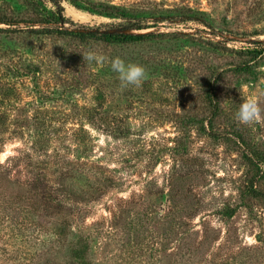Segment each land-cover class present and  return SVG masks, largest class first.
Returning <instances> with one entry per match:
<instances>
[{"label":"rangeland","instance_id":"1","mask_svg":"<svg viewBox=\"0 0 264 264\" xmlns=\"http://www.w3.org/2000/svg\"><path fill=\"white\" fill-rule=\"evenodd\" d=\"M88 1L195 7L212 26L166 21L158 25L166 34L155 39L91 40L87 47L61 32H29V44L0 32L1 59L41 66L23 88L51 99L44 116L52 144L44 146L52 155L37 166L49 173L57 162L72 168L59 179L64 197L81 211L65 241L57 233L62 215L54 212L27 227L0 226V264H80L71 257L79 237L90 245L87 264H264V195L248 193L254 167L246 156H264V0ZM63 5L78 24L107 29L119 21L68 0ZM27 10L24 0H0V14L26 17ZM87 51L106 59L86 62ZM115 57L145 68L139 86L121 85L111 68ZM209 82L216 111L206 97ZM249 96L258 99L262 119L242 124L236 113ZM80 124L94 137L84 164L76 158ZM24 144L6 143L0 161ZM27 159L16 172L21 176L33 171Z\"/></svg>","mask_w":264,"mask_h":264},{"label":"trees","instance_id":"2","mask_svg":"<svg viewBox=\"0 0 264 264\" xmlns=\"http://www.w3.org/2000/svg\"><path fill=\"white\" fill-rule=\"evenodd\" d=\"M63 1L24 0L28 8L26 13L28 16L0 14V23L6 25L0 26V32L10 33L15 36V40L26 44L33 42V38L28 37L29 32L39 34L48 31L61 32L69 35L71 40L77 39L82 44L77 42V45L87 47L91 40L105 44L125 45L155 39L166 34V31L158 30V25L166 21H199L212 26L204 10L190 6L163 7L143 2L125 5L104 1L68 0L77 7H83L93 13L119 19L107 29L99 26L91 27L78 24L68 17L65 14ZM67 23L75 25L76 28L69 29ZM150 28L152 29L143 31ZM249 51L255 55L262 52L261 49L255 48ZM40 67L32 60L22 62L14 57L0 58V151L9 141L17 139L25 141L24 147L18 150V153L10 155L5 161H0V221L2 222L0 226L2 228L7 225L27 227L39 218L46 217L43 213L54 212L62 215L57 226V233L65 241L74 226L75 218L80 216L81 211L73 203V198L68 199V195L64 197L66 191L62 189L63 179H59L72 168L66 165L67 169H64L59 166L61 162H57L56 167L49 173L45 169L39 170L41 166H37L41 158L52 155L44 146L52 144L50 142L52 134L48 127L51 122H48L49 119L44 116L47 114L44 111L48 110L46 104H49L51 99L41 90L37 91L41 94L35 97L37 95L35 88H32V91L30 88L25 90L23 88L29 86L26 78L35 77ZM83 78V75L77 77V86L83 82ZM206 97L212 110L216 111L219 105L218 100L216 102L215 86L211 82L207 85ZM88 109L93 112L90 106ZM94 117L92 115V119L95 120ZM105 122L111 124V121L107 119ZM209 124L214 126L212 118L209 119ZM83 126L84 124H80L77 128L76 132L80 134L75 138V148L78 152L76 158L80 164L90 161L92 155L90 145L94 138ZM246 156L254 167L248 193L263 196L264 190L259 187V181L264 178V156L256 151ZM25 157H28L26 166L33 171L26 169L27 174L21 176L16 172L19 171L18 167L23 165ZM51 169L52 167L48 170ZM53 174H56L57 180L51 179ZM92 174L96 176L95 173ZM97 191L96 187L92 190V192ZM39 210H42V213L35 215ZM83 243V237H79L71 251V257L79 260L80 264H87L90 262V245L88 241Z\"/></svg>","mask_w":264,"mask_h":264},{"label":"clouds","instance_id":"3","mask_svg":"<svg viewBox=\"0 0 264 264\" xmlns=\"http://www.w3.org/2000/svg\"><path fill=\"white\" fill-rule=\"evenodd\" d=\"M83 58L86 62L95 61L101 64L105 61V57L93 51L82 52ZM111 68L118 73L119 80L122 86L136 85L139 86L141 81L146 78V70L143 66L128 62L126 63L120 57H115L111 61ZM262 109L259 101L254 96H249L239 107L236 116L242 124H252L259 122L262 119Z\"/></svg>","mask_w":264,"mask_h":264}]
</instances>
